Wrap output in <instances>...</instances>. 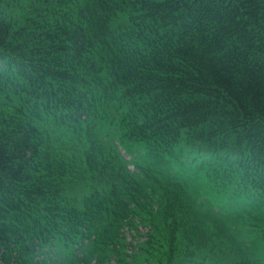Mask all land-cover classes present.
I'll use <instances>...</instances> for the list:
<instances>
[{"label": "trees", "instance_id": "obj_1", "mask_svg": "<svg viewBox=\"0 0 264 264\" xmlns=\"http://www.w3.org/2000/svg\"><path fill=\"white\" fill-rule=\"evenodd\" d=\"M94 261L264 264V0H0V264Z\"/></svg>", "mask_w": 264, "mask_h": 264}, {"label": "rangeland", "instance_id": "obj_2", "mask_svg": "<svg viewBox=\"0 0 264 264\" xmlns=\"http://www.w3.org/2000/svg\"><path fill=\"white\" fill-rule=\"evenodd\" d=\"M144 231H146V230L144 229ZM129 240H131V236H129ZM93 264H98V263L94 261Z\"/></svg>", "mask_w": 264, "mask_h": 264}]
</instances>
